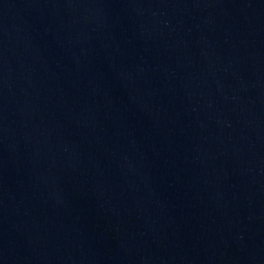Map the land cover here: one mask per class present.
Instances as JSON below:
<instances>
[{"label": "water", "instance_id": "95a60500", "mask_svg": "<svg viewBox=\"0 0 264 264\" xmlns=\"http://www.w3.org/2000/svg\"><path fill=\"white\" fill-rule=\"evenodd\" d=\"M0 264H264V0H0Z\"/></svg>", "mask_w": 264, "mask_h": 264}]
</instances>
